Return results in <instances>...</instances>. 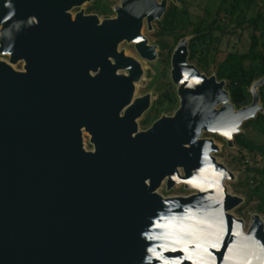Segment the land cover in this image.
<instances>
[{"label":"water","instance_id":"water-1","mask_svg":"<svg viewBox=\"0 0 264 264\" xmlns=\"http://www.w3.org/2000/svg\"><path fill=\"white\" fill-rule=\"evenodd\" d=\"M167 1L121 0L99 21L69 13L91 0H0V264H264V222L253 215L245 231L230 213L243 204L224 184L234 177L210 155L213 140L198 141L206 124L231 123L235 136L254 119L264 77L236 110L224 81L188 64L183 39L171 59L175 114L139 133L148 97L119 115L143 73L118 46L133 40L141 55L143 20H159ZM91 45L92 65L81 64ZM165 179L167 191L196 193L164 197Z\"/></svg>","mask_w":264,"mask_h":264},{"label":"trees","instance_id":"trees-1","mask_svg":"<svg viewBox=\"0 0 264 264\" xmlns=\"http://www.w3.org/2000/svg\"><path fill=\"white\" fill-rule=\"evenodd\" d=\"M201 1L204 2L201 10L203 15L198 22L192 23L190 9L192 6L196 7L195 3ZM206 3H213L215 10L210 11ZM104 12L108 14L111 11ZM185 24L191 27V34L195 36L189 41L190 60L195 58V48L198 45L205 48L203 52H200L205 59L210 53L211 57H215L216 52L222 53L223 57L215 68V76L219 81H224L230 103L236 110L248 106L252 101L251 94L248 92L250 87L264 77V0H175V3L171 2L158 22L160 34L163 37L173 38V46H170L165 38L161 40V48L168 49L169 57L178 41L185 38V34H178ZM231 43H234L231 50L221 49L222 45L227 47ZM199 61L205 64V60ZM198 67L203 72L201 65ZM258 94L264 109V84L258 88ZM169 97L164 96L161 103L170 102ZM158 113L154 114L155 119L159 116ZM246 126L252 127V131L264 138V114L258 113L255 119L246 123ZM233 144L240 150L250 155L260 156L264 160V143L244 135H236ZM246 172L245 180H240L235 188V192L243 198V205L238 215L243 217L252 209L264 214V161L259 167L246 166Z\"/></svg>","mask_w":264,"mask_h":264},{"label":"rangeland","instance_id":"rangeland-1","mask_svg":"<svg viewBox=\"0 0 264 264\" xmlns=\"http://www.w3.org/2000/svg\"><path fill=\"white\" fill-rule=\"evenodd\" d=\"M120 1L121 0H92L90 3L88 4L86 3L82 7H80V9H82L83 11L85 10L87 11L89 10V8H91V10L93 11H100L101 14L103 15L105 13L104 11H111V8L115 9L116 7H119ZM156 1L158 3L161 2V0H156ZM171 2L175 3V0H168L166 4V8L170 5ZM212 4L211 3L207 4V8L210 11L215 10V7L213 6L214 4L213 5ZM195 5L196 7L192 6V8L190 9V12H191L190 19L192 23L198 22L200 17L203 15V11L201 10L204 6V2L203 1L197 2L195 3ZM78 10H79L78 8L72 9L70 11L71 15H74L76 11ZM112 17L114 18L115 15H113ZM100 19H103V18L100 17ZM160 19L151 22L150 26L147 24L146 20H143V27L141 31L142 37L147 41L148 46L153 47L155 49L156 57L154 60L147 61L143 59L142 57H140L138 53L136 52V50L134 49V46L131 44H127L123 42L118 47L120 51H124L127 57H131L134 60H136L137 63L140 65V69L142 73H144L136 82H134V93L132 97L133 101L141 99L147 95L153 96V101H155L165 91L168 93L172 91L171 87L168 84L169 78L167 76L170 72L171 56L169 57L168 49H165V50L159 49L158 44L160 43L162 39L165 38V40L170 43V46H173L172 45L173 38L163 37L160 34V29L158 25V22L160 21ZM178 34H185V39L188 41L191 40L193 37H195L194 35L191 34V27L186 26V24H185V27L182 28L178 32ZM233 45L234 43H231L230 46H227V47L225 45H222L221 49L231 50V48H233ZM204 49L205 48L200 47L199 45L197 48H195L196 55H195V58L193 59V64L195 66L201 65V69L203 70L206 76H214L216 65L217 63H219V61L223 57V54L220 52H216L215 57L213 56L211 57V53H210L209 57L205 59V57L200 54V52H203ZM0 60L7 62L8 56H0ZM199 60H205V64L201 63ZM13 68L17 71H22L23 63L19 62ZM162 71H165V77L159 76L162 73ZM124 73L125 71L123 70L118 71V74L120 75ZM172 88L174 89V87ZM248 92L250 93V91ZM259 106H261L262 108V111L259 113L264 114V109H263L262 104L260 103ZM220 107L221 106H218L217 109H220ZM169 111H167L168 113H166L168 115H165V116H170V115L173 116V111L172 112H169ZM152 115L153 114L145 112L138 119H136L138 131H142V129H144L145 126H149L148 124L143 125V122L147 120L148 118H151ZM249 121H246L241 125L240 130H239L240 132L237 135H244L250 139L259 141V143H264V138L259 136L256 132L252 131V127L246 126V123H248ZM82 138H83L82 141H83L84 149L86 151H93V147L90 144V136L86 132H84L82 135ZM201 138L213 140L218 150L212 154V157H214L219 163H221L234 177L232 180L226 181L224 184L230 194L242 199V196L235 192L237 183L242 179L245 180L244 174L247 173L246 166L259 167L263 164V161H264L263 158L260 156L250 155L249 153L243 150H240L234 144H232V146L229 147L227 142L224 139H222L221 137L215 134L210 135L209 133L207 134L202 133ZM179 173L183 175V170L179 169ZM165 182L166 180L162 182L160 187L157 189L158 194L164 197L188 196V195H192L196 193V191L194 190L185 189L182 184H176L170 190L167 191L165 188ZM242 205L243 204L241 203L240 206H238L236 209H234L230 213L236 216L238 219H241L244 221L245 231H247L248 225L253 215H259L262 221L264 222V214L257 213L254 209L247 211L243 217H240L238 215V211L242 207Z\"/></svg>","mask_w":264,"mask_h":264},{"label":"flooded vegetation","instance_id":"flooded-vegetation-1","mask_svg":"<svg viewBox=\"0 0 264 264\" xmlns=\"http://www.w3.org/2000/svg\"><path fill=\"white\" fill-rule=\"evenodd\" d=\"M92 1V0H91ZM90 3V2H89ZM88 4V3H87ZM79 10L78 11H76V13L74 14V15H71V12L69 11V13H70V15H71V18L72 19H74V17H75V15L76 14H78L79 12H81V10L82 9H80V8H78ZM82 12H83V16L84 17H96L99 21H104V20H111V19H114L115 17H116V14H115V12H114V9H112L111 8V12H109L108 14H101V12L100 11H93V10H91V8H89V10H85V11H83L82 10ZM113 15H115V17L113 18L112 16ZM100 17H102L103 19H100ZM82 39H84V37L82 36ZM183 39H185V38H183ZM183 39H181V40H183ZM85 40H88V37H86L85 38ZM181 40H179L178 41V43L173 47V50H172V53H171V59H172V55H173V52H174V50H175V48L178 46V44H179V42L181 41ZM190 41V40H189ZM189 41L187 40V62H188V64L189 65H192V66H194L201 74H203V75H205L200 69H199V67L196 65H194L193 64V60H190V58H189V49H188V46H189ZM125 43H127V44H131V45H133L134 46V49L136 50V52L138 53V55L141 57V55H140V53L137 51V49H136V46H135V44L133 43H128L127 41H124ZM167 42V41H166ZM121 43H123V42H121ZM120 43V44H121ZM161 41H160V43L158 44V46H159V49H162L161 48ZM146 47H149V48H152V49H154L153 47H150V46H148V43H147V41H146ZM119 47V46H118ZM118 51H120L119 49H118ZM154 52H155V49L153 50ZM123 53H124V51H123ZM125 54V53H124ZM80 63L82 64V63H85V64H87V65H92V62H93V60H94V58H95V52L93 51V46L91 45L90 47H87L86 49L85 48H83L81 51H80ZM126 56V55H125ZM155 57H156V52H155ZM155 57L153 58V60L155 59ZM126 58H130V59H132V60H134L133 58H131V57H127L126 56ZM144 59V58H143ZM111 61H113V60H111ZM135 61V63L136 64H138L137 63V61L136 60H134ZM113 63V62H112ZM138 66H139V68H140V65L138 64ZM170 66H171V60H170ZM125 71V73H124V75L125 76H128V72L126 71V70H124ZM170 71H171V67H170ZM99 72V70H97L96 72L95 71H93V70H91V71H89V77L90 78H93V77H95L96 76V74ZM163 73H165V71H162V73L159 75L160 77H165V76H163ZM144 74V73H143ZM168 76V78H169V86L171 87V92H164V93H162V95H160V97H158L155 101H153V96H150V95H147V96H145V97H143V98H141V99H138V100H132V97L133 96H131V98H130V100H132V103H134V102H136V101H139V100H143L144 101V98H146V97H148L149 99H148V108L147 109H145L142 113H141V115H143L145 112H148V113H150V114H153L152 115V117L151 118H148L147 120H145L144 122H143V125L145 124H148L149 126H145V128L144 129H142V131H139V132H144V131H146V130H148V129H150V127L156 122V121H158L160 118H162L163 116H165V115H168V114H166V113H168L167 111H169V112H172L173 111V115L175 114V112L179 109V107H180V101H179V97H178V93H177V87H176V85H174L173 84V82H172V80H171V76H170V72H169V74L167 75ZM206 76V75H205ZM215 76V75H214ZM206 77H210V76H206ZM216 77V76H215ZM140 78V77H139ZM216 81L217 82H220L218 79H217V77H216ZM136 82V81H135ZM173 85V86H172ZM172 87H174V89L172 88ZM224 90H225V86H224ZM226 91V90H225ZM133 93H134V90H133ZM133 93H132V95H133ZM164 96H167V97H169L171 100H170V102H168V101H166V102H163V103H161V101H162V98L164 97ZM164 100V99H163ZM155 106V108H153ZM128 109V107H124L123 109H122V111L120 112V116H123V114H124V112L126 111ZM172 109V110H171ZM158 112H160L159 113V116L155 119V117H154V114L155 113H158ZM123 113V114H122ZM140 115V116H141ZM139 116V117H140ZM138 117V118H139ZM165 117H172L171 115L170 116H165ZM138 118H136V119H138ZM136 121V120H135ZM136 123V122H135ZM137 125V124H136ZM137 129H138V126H137ZM85 131L84 130H82V135H83V133H84ZM217 135V134H216ZM218 136V135H217ZM82 140H83V138H82Z\"/></svg>","mask_w":264,"mask_h":264},{"label":"bare ground","instance_id":"bare-ground-1","mask_svg":"<svg viewBox=\"0 0 264 264\" xmlns=\"http://www.w3.org/2000/svg\"><path fill=\"white\" fill-rule=\"evenodd\" d=\"M157 4H160V3H158V2H156ZM84 5V4H83ZM155 7V9L154 10H156V8L158 9V7H156V6H154ZM153 12H156V11H153ZM73 20V19H72ZM155 20H156V18H155ZM143 27V26H142ZM142 27H141V29H140V31H139V35L142 37V34H141V31H142ZM122 42H124V41H122ZM128 43H134V41L133 40H131V41H127ZM147 46V45H146ZM146 46H144L145 48H143V47H141V52H142V54H141V57L142 58H144L145 60H147V61H151V60H153V58L155 57V52H151L149 49L147 50L146 49ZM138 51V50H137ZM124 57H126L125 56V54H124ZM131 72H132V70H131ZM187 74H188V72H187ZM192 80H194L195 81V83H199V81H198V79H192ZM133 96V95H132ZM208 99H209V103H210V101L211 100H215V101H217V97H215V96H209L208 97ZM223 104H221V103H218V102H216V106H215V110H218L217 109V107L218 106H222ZM145 106V103H144V101L143 100H139V101H136V102H134V103H132V100H130V102H129V104L128 105H126L125 107H128L129 109H131V111H132V113H134V114H138V113H140L141 112V109L143 108ZM233 113H235V112H233ZM141 114V113H140ZM237 118H239L238 116L237 117H234V119H232V121H235ZM136 122V121H135ZM168 124V123H167ZM213 125V126H212ZM231 125V123H226V125H223V126H221V125H216V124H206L205 125V127H204V129H202V131H201V134L202 133H209L210 135L211 134H217L219 137H221V138H229L230 136H234V134H232L231 135V131L229 132V126ZM137 126V125H136ZM237 129H239V127L237 128ZM138 130V129H137ZM137 133H139V131H137ZM88 134V133H87ZM234 138V137H233ZM199 140H203L202 138H201V135H200V137L198 138V141ZM215 145V144H214ZM217 147V146H216ZM212 154L213 153H211L210 155L212 156ZM176 173H179V169H177V171H176ZM180 175V176H179ZM178 176H179V178L182 176L180 173L178 174ZM166 180V179H165ZM164 180V181H165ZM163 181V182H164ZM158 193V192H157Z\"/></svg>","mask_w":264,"mask_h":264}]
</instances>
